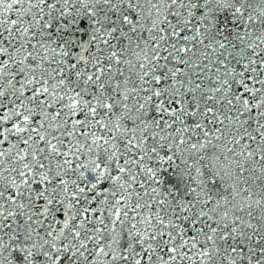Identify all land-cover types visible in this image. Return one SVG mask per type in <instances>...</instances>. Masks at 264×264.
I'll return each mask as SVG.
<instances>
[{"label":"snow or ice","instance_id":"obj_1","mask_svg":"<svg viewBox=\"0 0 264 264\" xmlns=\"http://www.w3.org/2000/svg\"><path fill=\"white\" fill-rule=\"evenodd\" d=\"M0 264H264V0H0Z\"/></svg>","mask_w":264,"mask_h":264}]
</instances>
